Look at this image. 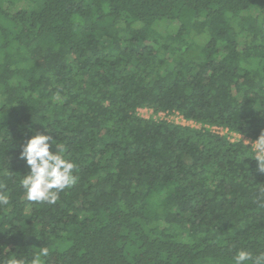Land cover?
<instances>
[{"label": "trees", "instance_id": "1", "mask_svg": "<svg viewBox=\"0 0 264 264\" xmlns=\"http://www.w3.org/2000/svg\"><path fill=\"white\" fill-rule=\"evenodd\" d=\"M228 131L264 135V0H0V264L259 254L264 158ZM35 132L76 164L52 205L21 187Z\"/></svg>", "mask_w": 264, "mask_h": 264}, {"label": "clouds", "instance_id": "2", "mask_svg": "<svg viewBox=\"0 0 264 264\" xmlns=\"http://www.w3.org/2000/svg\"><path fill=\"white\" fill-rule=\"evenodd\" d=\"M53 140L50 135L35 132L21 146L18 158L24 160L29 167L28 173L23 175L21 187L26 199L31 202L55 204L61 192L77 183L76 164L61 154L62 147L55 146V151L50 150ZM255 145L258 154L264 158V135L255 141ZM5 187L0 184V206H7L10 203L9 196L4 191ZM48 255L49 249L40 247V251L33 255L30 264H45L43 258ZM231 259L233 264H264V251L254 255L248 250L241 249L235 252ZM11 264H25V261L12 259Z\"/></svg>", "mask_w": 264, "mask_h": 264}, {"label": "rangeland", "instance_id": "3", "mask_svg": "<svg viewBox=\"0 0 264 264\" xmlns=\"http://www.w3.org/2000/svg\"><path fill=\"white\" fill-rule=\"evenodd\" d=\"M176 26H177V22H170V23H167L163 26H162V24L159 25V28L160 29H166L167 31L173 33L177 28ZM137 112L142 117L153 118V119H163V118L170 117V115H171V114H165L164 112L154 113L152 111V109L148 108V107H140V108H138ZM224 132H225V130L223 132H220V133H224ZM228 138L230 140L242 139L245 143L251 144L256 149L255 141H251L247 137H243L241 135L235 134L234 132L228 131Z\"/></svg>", "mask_w": 264, "mask_h": 264}, {"label": "built area", "instance_id": "4", "mask_svg": "<svg viewBox=\"0 0 264 264\" xmlns=\"http://www.w3.org/2000/svg\"><path fill=\"white\" fill-rule=\"evenodd\" d=\"M159 112H164L165 114H171L170 117L163 118V119H166V120H169V121H173V122L178 123V124H181V125H188V126H192V127H198L199 126V124L193 122L192 120L185 119L177 111H171V112H168V111H159ZM210 128L212 130H214V131H217V132H223L224 130H225V132H227V129L220 130L217 127H214V126H212Z\"/></svg>", "mask_w": 264, "mask_h": 264}]
</instances>
